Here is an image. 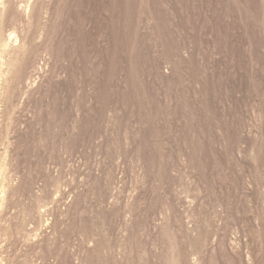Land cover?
Masks as SVG:
<instances>
[{"label":"rangeland","instance_id":"obj_1","mask_svg":"<svg viewBox=\"0 0 264 264\" xmlns=\"http://www.w3.org/2000/svg\"><path fill=\"white\" fill-rule=\"evenodd\" d=\"M0 264H264V0H0Z\"/></svg>","mask_w":264,"mask_h":264},{"label":"bare ground","instance_id":"obj_2","mask_svg":"<svg viewBox=\"0 0 264 264\" xmlns=\"http://www.w3.org/2000/svg\"><path fill=\"white\" fill-rule=\"evenodd\" d=\"M10 33H11V32H10ZM12 38H13V36L10 34V35H9V40L12 39ZM9 44H10V43H9Z\"/></svg>","mask_w":264,"mask_h":264}]
</instances>
